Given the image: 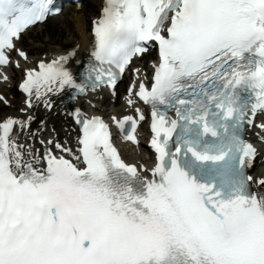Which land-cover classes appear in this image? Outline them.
Listing matches in <instances>:
<instances>
[{
	"label": "snow or ice",
	"instance_id": "obj_1",
	"mask_svg": "<svg viewBox=\"0 0 264 264\" xmlns=\"http://www.w3.org/2000/svg\"><path fill=\"white\" fill-rule=\"evenodd\" d=\"M60 11L54 0H0V66L13 52L28 61L23 35ZM91 34L79 77V45L24 69L23 103L52 111L66 92L115 97L130 70L125 100L138 119L111 121L138 145L147 116L135 98L148 106L154 163L126 162L109 124L79 106L67 111L75 149L40 138L45 120L33 132L32 114L7 116L0 264H264V174L249 172L259 151L247 138L264 146V0H103ZM152 50L149 78L130 66Z\"/></svg>",
	"mask_w": 264,
	"mask_h": 264
},
{
	"label": "bare ground",
	"instance_id": "obj_2",
	"mask_svg": "<svg viewBox=\"0 0 264 264\" xmlns=\"http://www.w3.org/2000/svg\"><path fill=\"white\" fill-rule=\"evenodd\" d=\"M99 3L98 0H89L84 4L83 10L80 13L78 12L76 16L68 12L50 21L44 28L33 30L29 37L23 41V47L29 50L32 56L37 54L38 49L43 50L44 53H57L76 45L80 46L77 54L81 53L88 42L90 31L89 16L92 17L98 14ZM30 39L33 42L27 44ZM126 157L129 161L138 159L136 155H126Z\"/></svg>",
	"mask_w": 264,
	"mask_h": 264
},
{
	"label": "rangeland",
	"instance_id": "obj_3",
	"mask_svg": "<svg viewBox=\"0 0 264 264\" xmlns=\"http://www.w3.org/2000/svg\"><path fill=\"white\" fill-rule=\"evenodd\" d=\"M67 17V16H66Z\"/></svg>",
	"mask_w": 264,
	"mask_h": 264
}]
</instances>
